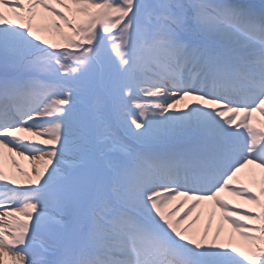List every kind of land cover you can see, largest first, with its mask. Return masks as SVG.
<instances>
[{
    "label": "snow or ice",
    "instance_id": "obj_1",
    "mask_svg": "<svg viewBox=\"0 0 264 264\" xmlns=\"http://www.w3.org/2000/svg\"><path fill=\"white\" fill-rule=\"evenodd\" d=\"M258 175L264 0H0V264H264Z\"/></svg>",
    "mask_w": 264,
    "mask_h": 264
},
{
    "label": "bare ground",
    "instance_id": "obj_2",
    "mask_svg": "<svg viewBox=\"0 0 264 264\" xmlns=\"http://www.w3.org/2000/svg\"><path fill=\"white\" fill-rule=\"evenodd\" d=\"M15 18V17H13ZM40 21H38L39 23ZM45 35H47V33H43ZM184 103L182 102L181 105H179L178 107L180 109L184 108ZM187 103H190V101H188ZM175 110V109H174ZM259 115V114H258ZM18 160H20L21 165L23 166V168L29 172L33 177L36 176V168L38 167V165L33 164L30 160L22 158V157H17ZM3 167L4 170L9 173L10 175L15 173V178L20 182V186H28L26 184L25 178L23 176H21L19 174V172L15 169L14 165L12 164V160H11V154L7 153L6 151L4 152L3 155ZM259 173V170H256ZM241 180L243 181L244 184H247L248 186H251L254 192L259 191V187L257 185L252 184L251 182V174L249 170H245V172H243L241 174ZM258 179H264V177H260L258 175ZM237 187L239 185H236ZM222 197L224 199H226L231 205H239L242 208L245 209H251L253 207H255L254 204H250L247 201L241 199L240 197H234L229 195L227 192L222 193L221 194ZM179 203V201L177 202V204ZM212 212V203L211 202H206L205 203V207H204V219L202 220L201 224L198 226L199 229H203L205 226V222L207 221L210 213ZM21 219H24V217H21ZM221 225H223L225 232H224V237L226 238L228 233H230L232 231V226L229 223H225L222 221L221 219V214L219 212L216 213L215 219L213 221V231H215L217 228H219ZM236 239L235 242L237 243V241H242L241 237L239 236V234H235ZM4 264H8L7 262V258H5V262Z\"/></svg>",
    "mask_w": 264,
    "mask_h": 264
},
{
    "label": "rangeland",
    "instance_id": "obj_3",
    "mask_svg": "<svg viewBox=\"0 0 264 264\" xmlns=\"http://www.w3.org/2000/svg\"><path fill=\"white\" fill-rule=\"evenodd\" d=\"M242 179V178H241ZM26 187V186H25ZM249 187H251V186H249ZM252 188V187H251ZM251 209H253V210H256V211H259V208L255 205V207H253V208H251ZM230 224V223H229ZM242 243V241H237V244H241Z\"/></svg>",
    "mask_w": 264,
    "mask_h": 264
}]
</instances>
